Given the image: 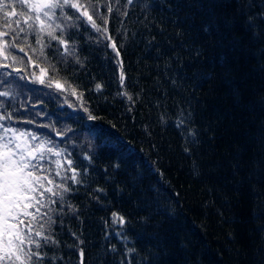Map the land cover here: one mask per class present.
<instances>
[{
    "label": "trees",
    "instance_id": "16d2710c",
    "mask_svg": "<svg viewBox=\"0 0 264 264\" xmlns=\"http://www.w3.org/2000/svg\"><path fill=\"white\" fill-rule=\"evenodd\" d=\"M81 3L107 31L56 29L72 55L18 0L23 17L0 13V124L43 155L33 264H264V0ZM40 69L65 91L19 79Z\"/></svg>",
    "mask_w": 264,
    "mask_h": 264
},
{
    "label": "snow or ice",
    "instance_id": "6c2138e0",
    "mask_svg": "<svg viewBox=\"0 0 264 264\" xmlns=\"http://www.w3.org/2000/svg\"><path fill=\"white\" fill-rule=\"evenodd\" d=\"M20 5L27 6L28 9L31 10L32 15L28 16L29 20L33 18L35 21L39 23V32H45L49 28L51 31H48V36L52 40H57L59 44L64 46V52L72 55L73 53L69 51V42L64 40L62 37L56 36L54 33L56 29H78L79 24L82 22L86 26L94 29L97 33L106 32V29H101L97 27L95 22L93 21V16L89 14L87 10V5L81 3V0H18ZM130 2V0H129ZM17 0H0V13L3 14L4 18H10L13 16L23 17L25 13L16 12ZM91 7L94 10H98V6L93 4ZM71 10L73 15H75L76 19H73V16L68 15L65 11ZM60 10V15L64 17L66 21H68L67 25L56 24L55 28H52L51 24H46L44 20L41 19V15L47 17L49 20L57 19L56 11ZM107 11L111 12L112 8L109 3L107 6ZM16 24H20L21 20L17 19L15 21ZM8 29H11V24H6ZM29 28H33L32 24H29ZM20 31H24L23 28ZM39 32L37 35H39ZM9 32L0 31V37L5 35H9ZM107 39H111L110 36L106 37ZM13 44L15 41V36L12 37ZM40 53L43 55L44 45L41 41ZM13 44H9L8 41H0V55H4L6 47H11ZM113 51L117 52L115 42H112L109 45ZM23 50V49H22ZM33 52L36 49H32ZM5 59L9 57L4 55ZM11 59L15 60L16 58L13 56ZM120 64V72H119V80L122 83L124 80V73L122 71V61ZM10 64H5L0 62V69L10 68ZM41 76L36 77L33 75L32 77H19V79L25 80L26 82L45 85L46 88L52 89L55 88L58 92L65 91L64 86L58 82H54L50 77L46 79L44 73V69H40ZM15 72L19 74L20 69H15ZM5 76H12V72L3 73ZM3 81H0L2 83ZM103 89L102 84H96L95 91L101 92ZM73 95H76L75 90L73 89ZM10 92H0V96H10ZM121 95L127 96L129 100L132 99L131 96L127 94V92L121 93ZM81 97L77 95V99ZM83 108V105H81ZM85 112H88V109H83ZM8 115L0 116V120L8 119ZM88 119H96V117L92 116L90 113L88 115ZM0 128H3V132L0 133V264H33V257L40 256L39 252H32L30 250V245L32 243H36L37 247H39L38 242L34 241L31 237L27 236L22 228L21 224L23 221L21 220V216L28 217L31 216L32 213L28 211L30 207L33 205L30 203V200H35V196H30V193H37L38 187L42 188L40 185L41 177L34 174L33 169L37 168L38 165L33 163V160L43 159L42 150H38L35 148H29L28 142L24 141L23 146L19 140H13L8 136V133L11 132L13 136L16 135V129H10L4 127L3 124H0ZM24 135L23 133L20 134ZM57 135H61V133L57 132ZM44 143V142H42ZM37 152V155H33V152ZM51 151V149H49ZM63 150L57 151L56 155H62ZM88 159H91L90 157ZM57 166L59 167L60 161H56ZM71 164V160L68 161ZM73 176L72 179H75L76 170L72 169ZM64 188L63 185L60 186ZM67 191L68 189H64ZM48 192H52L51 188L47 189ZM58 194V193H54ZM38 195L43 196L44 192L40 191ZM38 204H42L43 201H37ZM113 219L118 220L120 223H124V218L118 216V214L113 213ZM15 221V223L13 222ZM43 226L41 225V228ZM40 234V233H38ZM81 256V264H83V250L80 252Z\"/></svg>",
    "mask_w": 264,
    "mask_h": 264
},
{
    "label": "rangeland",
    "instance_id": "374dc122",
    "mask_svg": "<svg viewBox=\"0 0 264 264\" xmlns=\"http://www.w3.org/2000/svg\"><path fill=\"white\" fill-rule=\"evenodd\" d=\"M16 140H19V141L22 140V136L20 134H17Z\"/></svg>",
    "mask_w": 264,
    "mask_h": 264
}]
</instances>
